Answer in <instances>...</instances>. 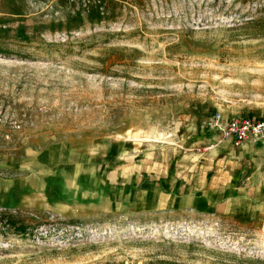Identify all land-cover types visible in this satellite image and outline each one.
Masks as SVG:
<instances>
[{"label":"rangeland","instance_id":"1","mask_svg":"<svg viewBox=\"0 0 264 264\" xmlns=\"http://www.w3.org/2000/svg\"><path fill=\"white\" fill-rule=\"evenodd\" d=\"M88 1L0 0V264H264V0Z\"/></svg>","mask_w":264,"mask_h":264},{"label":"built area","instance_id":"2","mask_svg":"<svg viewBox=\"0 0 264 264\" xmlns=\"http://www.w3.org/2000/svg\"><path fill=\"white\" fill-rule=\"evenodd\" d=\"M211 126L223 138L231 139L236 146H240L250 139L264 138V119L250 117L225 119L221 114H217L214 116Z\"/></svg>","mask_w":264,"mask_h":264},{"label":"trees","instance_id":"3","mask_svg":"<svg viewBox=\"0 0 264 264\" xmlns=\"http://www.w3.org/2000/svg\"><path fill=\"white\" fill-rule=\"evenodd\" d=\"M114 1L111 0H89L84 6L81 8L82 12L80 11L77 13L78 15L73 17L72 19L75 21H85V17L92 23H99L108 19H111L112 16L110 15L111 10V3ZM84 12V13H83ZM114 14V12H113ZM115 15V14H114ZM10 226L16 227L17 221L14 219L13 216L9 219Z\"/></svg>","mask_w":264,"mask_h":264},{"label":"crops","instance_id":"4","mask_svg":"<svg viewBox=\"0 0 264 264\" xmlns=\"http://www.w3.org/2000/svg\"><path fill=\"white\" fill-rule=\"evenodd\" d=\"M245 150L246 152L238 158V165L241 164L240 162H243V173H248L251 167V162H249L250 160L246 158L251 156V152L248 148H245ZM251 173L252 176L250 178L245 176L243 180L239 181V189L244 193H252L255 194L257 197H261V195L264 194V173L262 170H254V172ZM251 173L249 175H251ZM249 175L247 174V176Z\"/></svg>","mask_w":264,"mask_h":264}]
</instances>
